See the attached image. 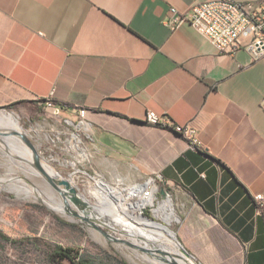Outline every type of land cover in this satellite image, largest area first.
<instances>
[{"label": "crops", "instance_id": "crops-1", "mask_svg": "<svg viewBox=\"0 0 264 264\" xmlns=\"http://www.w3.org/2000/svg\"><path fill=\"white\" fill-rule=\"evenodd\" d=\"M197 1L0 0V109H86L105 180L159 174L194 201L201 227L180 240L200 264H264V59L165 24ZM187 124L194 145L174 129Z\"/></svg>", "mask_w": 264, "mask_h": 264}, {"label": "rangeland", "instance_id": "rangeland-1", "mask_svg": "<svg viewBox=\"0 0 264 264\" xmlns=\"http://www.w3.org/2000/svg\"><path fill=\"white\" fill-rule=\"evenodd\" d=\"M4 114L15 116L14 118L19 121L23 133L29 137L40 155L45 158L40 157L43 167L45 168L44 164L48 163L47 165L57 173L59 172L62 178L69 179L68 174L71 168H61L58 163H49L48 160L52 151L47 143V137L52 135V130H54L51 128L52 125L57 128L62 126L61 120L53 113L46 112L45 108L37 109L29 105L0 109V115ZM0 130L4 131V128ZM0 144L4 145L2 141ZM4 152L14 160L27 164L29 168L12 163L0 151V264H161L138 248L113 241L105 235V233L111 235L107 229H97L69 211H66V216L60 214L51 209L41 198L35 200L11 190L7 184L12 182L13 178V182L23 181L27 187L36 189L48 202L64 206L62 196H59L60 194L52 185L26 160L17 158L18 155L10 152L7 147ZM104 181L116 187L112 182L105 179ZM138 183L143 184L144 181ZM77 184L78 181H76ZM158 184L160 186L159 205L170 197L179 220L174 219L169 224L164 219V213L162 211L155 213V208L144 211L143 216L168 227L176 236V241L186 249L180 240V235L184 229L188 236L191 235L189 225L201 227L200 211L194 201L182 190L169 188L162 185V182ZM77 188L78 192L92 204L98 203L97 197L88 195L87 187L81 184ZM162 191H168L169 196L162 195ZM156 208H158L157 204ZM72 209L80 212L73 204ZM147 211L150 212V217L145 215ZM58 246L69 249L73 256H76L75 259L58 257L50 259ZM157 255L161 260V255L158 253ZM188 259L194 264H200L195 258Z\"/></svg>", "mask_w": 264, "mask_h": 264}, {"label": "built area", "instance_id": "built-area-1", "mask_svg": "<svg viewBox=\"0 0 264 264\" xmlns=\"http://www.w3.org/2000/svg\"><path fill=\"white\" fill-rule=\"evenodd\" d=\"M184 23H189L200 33L208 36L220 52L243 45L242 41L244 40V48L252 54L255 60L264 59V0L258 2L198 0L189 10L184 12L172 8L171 15L165 24L174 30ZM262 103L264 111V99ZM44 108L46 112L56 116L58 109L52 100H46ZM86 114V109L79 108L76 122L66 118L61 120L62 126L60 128L52 125L51 128L54 129L52 135L47 137V143L52 151L48 160L49 163H58L61 168H71L68 180L72 181L75 187L81 184L87 187L88 195L91 196V188L101 192L98 182L104 179L92 164L94 133L90 124L85 120ZM147 121L149 124L157 125L159 117L150 112ZM174 129L177 133L191 140L193 145L197 143L194 139L196 131L192 125L175 126ZM40 157L42 156L40 155ZM76 181H78L77 185ZM162 181V176L157 174L145 180L143 184L137 183L129 187L122 184L115 186L127 191L133 187V192H131L133 197L147 201L141 208L143 214L144 211L153 209L156 204L157 207L159 206L160 186L158 183ZM152 198H154L153 203L149 204L148 200ZM255 200L258 209L262 210L264 198L258 195Z\"/></svg>", "mask_w": 264, "mask_h": 264}, {"label": "bare ground", "instance_id": "bare-ground-1", "mask_svg": "<svg viewBox=\"0 0 264 264\" xmlns=\"http://www.w3.org/2000/svg\"><path fill=\"white\" fill-rule=\"evenodd\" d=\"M15 117V116H14ZM12 115H0V128H4V132L7 134L10 131H17L23 133L22 127L19 125V121L16 120ZM4 143L0 144V151L5 154L4 150L7 148L10 149V152L15 153V155L21 156L24 160L32 161L31 153L22 145L19 138L15 136L2 137L0 139ZM12 163H15L19 166H27L23 162H19L5 154ZM14 166V165H13ZM46 171L52 176L56 181H72L62 178L54 169H52L47 164H44ZM29 168V167H28ZM21 169V168H20ZM8 175V174H7ZM10 181L7 186L17 192L18 194H24L28 198L39 200L40 198L55 211L60 214L67 215L64 206L62 204L56 205L48 202L42 196V194L36 189H31L26 186L23 181L18 182ZM2 184V183H1ZM5 184V183H4ZM101 192H98L95 195L94 192H90L92 197L98 198V203L92 204L83 194H80L81 198L85 200L92 207V214L101 219L107 217L110 220H107L108 224L114 227L122 235V238L132 240L131 242L135 243L136 246L142 248H148L151 245L156 255L155 260L161 264H164L158 258V254L161 255V258H166L168 260L177 261L179 264H194L190 261L184 254L181 252L182 247L176 241V236L174 233L165 225L155 222L151 219H148L143 216L141 213V208L147 203L145 200L135 199L131 192H133V187L129 188L128 191L120 187H113L107 184L104 180L98 182ZM119 185V184H118ZM73 186V185H72ZM61 196V195H59ZM62 199V198H61ZM63 200V199H62ZM154 198L148 200L149 204L153 203ZM155 208V209H154ZM155 213L163 212L164 219L169 224L175 219L179 220L175 214L173 207V200L169 197L166 201L156 208L153 207ZM127 218V219H124ZM131 220L133 223L127 221ZM96 228V227H95ZM98 229V228H97ZM150 229V230H149ZM131 236H140L146 240V242H139L133 239ZM104 238V237H102ZM114 241V240H113ZM172 246V247H170ZM132 254V253H131ZM180 257V259H178ZM157 263V262H156ZM158 264V263H157Z\"/></svg>", "mask_w": 264, "mask_h": 264}, {"label": "water", "instance_id": "water-1", "mask_svg": "<svg viewBox=\"0 0 264 264\" xmlns=\"http://www.w3.org/2000/svg\"><path fill=\"white\" fill-rule=\"evenodd\" d=\"M7 136H15L19 138L22 145L31 153L32 161L26 160L37 172L39 175H42L51 185L52 187L62 196L63 198V204L65 211H69L71 214H73L76 217H79L81 220L87 222L89 225L97 228L107 229L109 232H111V235L109 233H105L107 237L114 241H119L127 244L128 246L138 248L147 255L155 258L156 255L154 254L152 246L149 245L147 248H142L136 246L135 243L131 242L132 240L122 238V235L116 230L114 227L108 224L107 217H104L105 219H101L97 216L91 215L92 214V207L81 198L80 193L78 192V189L69 181L63 180V181H56L50 174L46 171V169L43 167L41 163L40 155L35 147V145L32 143V141L29 139V137L25 133H20L17 131H10L9 133H5L4 131L0 130V139L2 137ZM19 159H23L20 156H16ZM73 185V186H72ZM64 188H62V187ZM91 191L95 193V195L98 194L97 190L95 188H91ZM162 195H168V191H162ZM72 204L81 212L74 211L72 209ZM107 218V220H106ZM127 219V218H124ZM131 223H133L130 219L127 220ZM134 224V223H133ZM133 239L139 242H146V240L140 236H131ZM182 247V246H181ZM181 252L184 254L185 257L194 259V256L190 254L186 249L182 248ZM161 260L166 264H179L177 261L168 260L166 258H161Z\"/></svg>", "mask_w": 264, "mask_h": 264}, {"label": "trees", "instance_id": "trees-1", "mask_svg": "<svg viewBox=\"0 0 264 264\" xmlns=\"http://www.w3.org/2000/svg\"><path fill=\"white\" fill-rule=\"evenodd\" d=\"M17 105L18 104H13L11 106H8L7 108H12V107H15ZM145 215L147 217H150V212L147 211ZM53 257H58V258H61V259L74 260L76 256H73V254L71 253V251H69V249L63 248L62 246H58L53 251L50 259H52Z\"/></svg>", "mask_w": 264, "mask_h": 264}]
</instances>
